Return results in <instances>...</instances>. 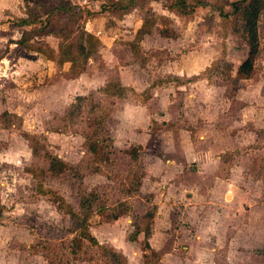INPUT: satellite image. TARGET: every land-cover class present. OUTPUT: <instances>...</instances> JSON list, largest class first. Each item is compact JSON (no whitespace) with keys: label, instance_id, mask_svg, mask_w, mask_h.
Instances as JSON below:
<instances>
[{"label":"rangeland","instance_id":"rangeland-1","mask_svg":"<svg viewBox=\"0 0 264 264\" xmlns=\"http://www.w3.org/2000/svg\"><path fill=\"white\" fill-rule=\"evenodd\" d=\"M198 1L121 16L27 0L38 29L0 17V264H264V0ZM90 193L95 243L72 253L55 198L83 215Z\"/></svg>","mask_w":264,"mask_h":264},{"label":"trees","instance_id":"trees-1","mask_svg":"<svg viewBox=\"0 0 264 264\" xmlns=\"http://www.w3.org/2000/svg\"><path fill=\"white\" fill-rule=\"evenodd\" d=\"M109 1L111 2V5L108 8L111 11L113 10V12H115L117 15L122 16L130 9H133L136 3H138V1H158V0H109ZM24 2L27 3V0H24ZM245 2L246 0H241L239 2L229 3V5L234 8L237 5V3L239 4V3H245ZM62 6H63L62 8L56 6L52 9H49L47 13H45L44 15L45 19L48 20L50 16H54L57 10L62 9L64 11L65 9L63 8H67V9L69 8V5H67V3H65ZM199 6H203V3L198 0L194 1L192 4L187 3L186 0H170L169 4L166 6V10L169 12H173L179 16L180 15L188 16V15H191L193 11H195L196 7H199ZM33 15H29L27 18H24V19L19 18L15 20L16 25L19 27L20 26L24 27V28L28 26H31V27L36 26L35 28L38 29V27L40 26V23L36 24V21L34 19H37L39 21V18H35V16ZM222 16L227 17L228 15L223 14ZM144 27L145 25L143 24V28ZM46 35H49V34L47 33ZM75 100H80V97H77ZM87 142H88L87 147L91 150L95 159L100 160L101 151H100V144L98 140L97 139H95V141L89 140ZM65 169H66L65 165L60 160H58L57 158L50 159L48 171L52 175H58L62 173ZM95 197L96 196L92 193L81 197V200L79 203V209L80 211L81 210L85 211L83 215H80L79 213L74 212L71 208L67 207V205L64 204L61 198H57V197L55 198L57 207H60L61 205L67 208V214L70 218L71 225H73L74 237L72 238L71 245H70V251L72 253H75L78 249H80V246L83 240L95 243V240L91 236H89V234L87 233L85 223H84L85 218L88 214L86 210L90 208L88 204L90 203V201H92V199H95ZM105 254L108 259V264H126L125 259L122 255H119L113 252H108V254L107 253Z\"/></svg>","mask_w":264,"mask_h":264},{"label":"crops","instance_id":"crops-1","mask_svg":"<svg viewBox=\"0 0 264 264\" xmlns=\"http://www.w3.org/2000/svg\"><path fill=\"white\" fill-rule=\"evenodd\" d=\"M14 1H15V5H12L10 0H0V17H4L5 18L6 14H8V13L12 14L13 10H15L16 14H18L19 16L15 15V13H13V15H15L14 18H21V19L27 18V14L23 12L24 9L22 7V4L25 3L24 0H14ZM259 3H260L259 0H252L250 2V8H252L253 10L260 9V4ZM25 4L28 5V6H32V4L29 5V2H27ZM18 5L21 6V9H22L21 11L19 10ZM256 7H258V8H256ZM28 12H30L29 13L30 15H33V13L31 11H28ZM14 26L16 28L18 27L19 29H23L24 28V27L22 28L21 26L19 27L17 25H14ZM29 27H31V26H28V27H25V28H29ZM244 28H246V26Z\"/></svg>","mask_w":264,"mask_h":264}]
</instances>
